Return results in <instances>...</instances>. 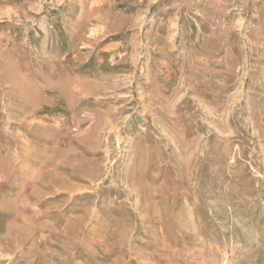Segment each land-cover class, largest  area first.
Masks as SVG:
<instances>
[{
    "label": "rangeland",
    "instance_id": "obj_1",
    "mask_svg": "<svg viewBox=\"0 0 264 264\" xmlns=\"http://www.w3.org/2000/svg\"><path fill=\"white\" fill-rule=\"evenodd\" d=\"M0 264H264V0H0Z\"/></svg>",
    "mask_w": 264,
    "mask_h": 264
}]
</instances>
